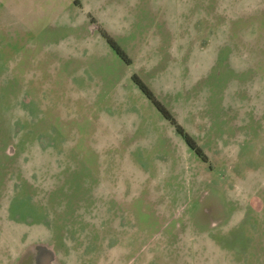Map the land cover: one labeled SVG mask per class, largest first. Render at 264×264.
<instances>
[{
    "label": "rangeland",
    "instance_id": "1",
    "mask_svg": "<svg viewBox=\"0 0 264 264\" xmlns=\"http://www.w3.org/2000/svg\"><path fill=\"white\" fill-rule=\"evenodd\" d=\"M0 264H264V0H0Z\"/></svg>",
    "mask_w": 264,
    "mask_h": 264
},
{
    "label": "trees",
    "instance_id": "2",
    "mask_svg": "<svg viewBox=\"0 0 264 264\" xmlns=\"http://www.w3.org/2000/svg\"><path fill=\"white\" fill-rule=\"evenodd\" d=\"M107 40V44L110 48L117 54V56L127 65H130L129 57L126 55L125 51L118 45L114 40L109 39L104 36ZM133 83L139 88L142 94L152 103L156 110L162 115V117L170 122V124L175 128L178 135L184 140L185 144L192 150L195 155L204 163L208 162V158L205 155L202 148L197 144V142L192 138L182 126H180L175 118L172 116V113L156 98L151 89L143 83V81L134 75L132 77Z\"/></svg>",
    "mask_w": 264,
    "mask_h": 264
}]
</instances>
